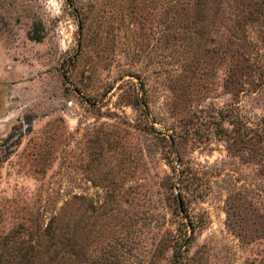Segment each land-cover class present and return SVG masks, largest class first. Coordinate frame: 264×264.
<instances>
[{
	"label": "rangeland",
	"instance_id": "rangeland-1",
	"mask_svg": "<svg viewBox=\"0 0 264 264\" xmlns=\"http://www.w3.org/2000/svg\"><path fill=\"white\" fill-rule=\"evenodd\" d=\"M0 264H264V0H0Z\"/></svg>",
	"mask_w": 264,
	"mask_h": 264
}]
</instances>
